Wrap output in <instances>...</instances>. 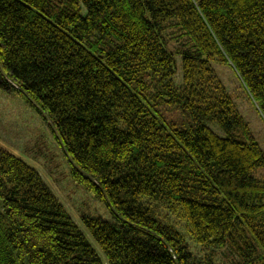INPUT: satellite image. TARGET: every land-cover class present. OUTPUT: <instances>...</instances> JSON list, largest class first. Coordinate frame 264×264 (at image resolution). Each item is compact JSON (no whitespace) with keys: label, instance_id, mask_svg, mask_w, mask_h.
I'll use <instances>...</instances> for the list:
<instances>
[{"label":"trees","instance_id":"16d2710c","mask_svg":"<svg viewBox=\"0 0 264 264\" xmlns=\"http://www.w3.org/2000/svg\"><path fill=\"white\" fill-rule=\"evenodd\" d=\"M214 63L264 118V0H0V89L111 214L85 233L0 145V264H264V150Z\"/></svg>","mask_w":264,"mask_h":264},{"label":"rangeland","instance_id":"374dc122","mask_svg":"<svg viewBox=\"0 0 264 264\" xmlns=\"http://www.w3.org/2000/svg\"><path fill=\"white\" fill-rule=\"evenodd\" d=\"M214 67L264 150V118L257 105L251 100L240 77L230 64L214 63ZM0 145L39 170L85 233L88 231L83 223L84 216L111 219L107 207L98 201L93 193L71 179L68 163L44 119L17 93L2 89H0ZM171 218L190 239L186 233L185 220L176 214H172ZM89 238L94 243L93 239ZM190 242L193 244L191 239ZM198 258H202L205 264H208L205 252L198 255Z\"/></svg>","mask_w":264,"mask_h":264}]
</instances>
